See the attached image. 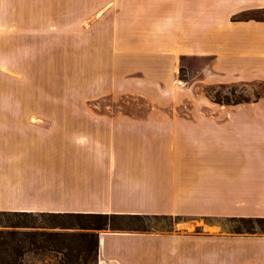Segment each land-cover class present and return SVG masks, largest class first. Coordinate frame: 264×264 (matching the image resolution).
<instances>
[{
  "label": "crops",
  "instance_id": "crops-1",
  "mask_svg": "<svg viewBox=\"0 0 264 264\" xmlns=\"http://www.w3.org/2000/svg\"><path fill=\"white\" fill-rule=\"evenodd\" d=\"M96 1L77 50L92 63L83 103L98 83L99 100L174 99L185 59H209L224 82L264 78V20H234L264 0ZM33 4L0 0V210L196 219L191 231L100 230L97 264H264V234L220 221L264 217V148L237 146L239 111H51Z\"/></svg>",
  "mask_w": 264,
  "mask_h": 264
},
{
  "label": "rangeland",
  "instance_id": "rangeland-1",
  "mask_svg": "<svg viewBox=\"0 0 264 264\" xmlns=\"http://www.w3.org/2000/svg\"><path fill=\"white\" fill-rule=\"evenodd\" d=\"M28 1V0H20ZM33 2L36 11V49L43 55L44 50H51V111L75 110H124V111H179V112H235L238 116V147L264 148V78L253 72H241V81L224 82L204 71L203 67L209 59H185L184 67L176 73V79L184 82L179 90L175 91V98L160 96L154 102L139 96L116 98V100H99L98 95L106 94L105 89L98 87L95 90L88 88L85 95L89 96L77 100L81 83L92 80L91 56L77 55L78 47L89 41L87 29L93 22L92 0H29ZM12 0H5L10 5ZM106 0L96 1L103 4ZM31 4V3H30ZM10 11V8H9ZM264 17V13L260 14ZM46 24L51 25V36L44 32ZM43 35H46L45 38ZM86 38V40H85ZM42 57V56H41ZM189 69H188V68ZM83 72V73H81ZM85 74V76H84ZM204 78L205 81H198ZM101 81V80H100ZM98 82V81H97ZM90 87L91 84H87ZM92 93L94 96L92 97ZM167 95V94H166ZM94 98V99H93ZM48 106V105H47ZM7 185H5L6 187ZM9 186V185H8ZM24 219V217H21ZM28 219L38 225H54L64 222L66 225L76 223L74 219L52 217L49 215H33ZM196 219L174 217H149L143 220V225L151 230L172 229L175 231H191L196 228ZM222 220V221H221ZM217 222L216 219H199ZM226 229L242 228L247 223L230 219H220ZM129 225V224H126ZM134 225V224H130ZM54 230L78 231V228H52ZM99 232V231H98ZM260 233V232H258ZM264 234V233H260ZM63 255L59 252H47L46 255L30 254L25 258V264H59ZM80 259H88L87 264H97L96 256L86 255ZM83 264V262H80Z\"/></svg>",
  "mask_w": 264,
  "mask_h": 264
},
{
  "label": "trees",
  "instance_id": "trees-1",
  "mask_svg": "<svg viewBox=\"0 0 264 264\" xmlns=\"http://www.w3.org/2000/svg\"><path fill=\"white\" fill-rule=\"evenodd\" d=\"M262 10L245 12L234 20L256 19L263 21ZM49 215L74 219L76 223L66 225L64 222L54 225H38L28 219L33 215ZM24 217V219H21ZM151 216L139 214H104V213H33L0 210V264H25L30 254L46 255L47 252H59L63 255L59 264H87L86 255L96 256L98 250V231H151L143 225V220ZM179 219L180 217L177 216ZM230 220L245 222L242 228H232L236 233H264V217H233ZM129 224V225H126ZM134 224V225H130ZM78 228V231L54 230L52 228ZM171 230V229H166Z\"/></svg>",
  "mask_w": 264,
  "mask_h": 264
},
{
  "label": "built area",
  "instance_id": "built-area-1",
  "mask_svg": "<svg viewBox=\"0 0 264 264\" xmlns=\"http://www.w3.org/2000/svg\"><path fill=\"white\" fill-rule=\"evenodd\" d=\"M179 84H182V81L181 80H179Z\"/></svg>",
  "mask_w": 264,
  "mask_h": 264
}]
</instances>
